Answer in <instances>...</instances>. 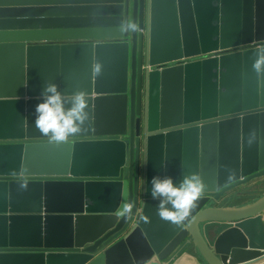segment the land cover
Masks as SVG:
<instances>
[{
	"label": "water",
	"instance_id": "95a60500",
	"mask_svg": "<svg viewBox=\"0 0 264 264\" xmlns=\"http://www.w3.org/2000/svg\"><path fill=\"white\" fill-rule=\"evenodd\" d=\"M129 21L138 31L121 30ZM259 46L264 0H0V264H166L203 222L217 264L263 258L264 197L235 213L206 208L264 178ZM49 82L90 97L70 144L36 129ZM192 172L205 195L178 228L156 216L151 181L179 185ZM124 198L135 204L128 219L115 214ZM234 232L246 244L222 249Z\"/></svg>",
	"mask_w": 264,
	"mask_h": 264
},
{
	"label": "clouds",
	"instance_id": "9594fccd",
	"mask_svg": "<svg viewBox=\"0 0 264 264\" xmlns=\"http://www.w3.org/2000/svg\"><path fill=\"white\" fill-rule=\"evenodd\" d=\"M123 32H136L138 25L129 21L121 25ZM94 73L100 75L102 65L94 66ZM252 70L259 79H264V46H259L252 60ZM41 103L35 109V126L39 133L47 138L51 145L70 144L72 138L81 133L89 120L90 97L84 91L65 95L56 83L49 82L41 93ZM66 105H70L66 107ZM255 132L249 134L248 144L255 142ZM18 188L27 191L30 177L26 170L14 173ZM206 185L199 172L185 175L176 185L172 177L155 176L151 181V196L158 200L156 216L175 227H183L193 216L201 198L205 195ZM135 204L127 198L122 199L116 206L117 217L128 219L134 214ZM144 223H150L151 217L142 215L139 218ZM137 264H158V258L149 261H137Z\"/></svg>",
	"mask_w": 264,
	"mask_h": 264
},
{
	"label": "crops",
	"instance_id": "0c3cea01",
	"mask_svg": "<svg viewBox=\"0 0 264 264\" xmlns=\"http://www.w3.org/2000/svg\"><path fill=\"white\" fill-rule=\"evenodd\" d=\"M264 180L263 179H260ZM242 187H239L230 193L224 195L220 200L211 202L207 205L206 208L219 210L220 212H231L235 213L239 209H243L246 207H251L257 201L261 200L264 197V192L260 194L259 197L253 199L251 201L245 203H233L231 202V198L235 194H239L238 191ZM214 202V203H212ZM220 202V203H218ZM257 214V213H256ZM261 215L262 222L264 224V209L259 213ZM233 215V214H232ZM236 215H234L235 217ZM226 219V218H225ZM235 221V220H234ZM203 223L197 224L198 230V238L193 237L192 235L184 242L171 256L169 259L165 261L166 264H217L218 263V256L213 252L211 247L208 246L207 242L203 238L202 235V227ZM257 225L256 224H247L244 227V231L247 234H254L257 233ZM218 229L213 228L211 230V236L215 237L218 233ZM247 239H245L243 233H236L230 234L227 237H223L220 241L219 245L222 249L226 250L231 246H242L246 244Z\"/></svg>",
	"mask_w": 264,
	"mask_h": 264
},
{
	"label": "rangeland",
	"instance_id": "374dc122",
	"mask_svg": "<svg viewBox=\"0 0 264 264\" xmlns=\"http://www.w3.org/2000/svg\"><path fill=\"white\" fill-rule=\"evenodd\" d=\"M242 188L239 189L238 193L235 194L231 198V202L233 203H245L248 201H251L253 199H256L260 196L261 193L264 192V180H256L249 184H246L244 186H241ZM221 199V198H220ZM214 203V202H212ZM220 203V202H218Z\"/></svg>",
	"mask_w": 264,
	"mask_h": 264
},
{
	"label": "bare ground",
	"instance_id": "6f19581e",
	"mask_svg": "<svg viewBox=\"0 0 264 264\" xmlns=\"http://www.w3.org/2000/svg\"><path fill=\"white\" fill-rule=\"evenodd\" d=\"M251 263V262H250ZM249 263V264H250ZM251 264H264V257L263 258H260V259H258V260H256V261H254L253 263H251Z\"/></svg>",
	"mask_w": 264,
	"mask_h": 264
},
{
	"label": "built area",
	"instance_id": "2783aa9c",
	"mask_svg": "<svg viewBox=\"0 0 264 264\" xmlns=\"http://www.w3.org/2000/svg\"><path fill=\"white\" fill-rule=\"evenodd\" d=\"M141 32L144 33V31H141ZM151 69H153V68H149V70H151ZM137 213H138V212H137ZM136 217H137V216H134V217H133V220H132V222H131V225L135 223V221H136Z\"/></svg>",
	"mask_w": 264,
	"mask_h": 264
}]
</instances>
